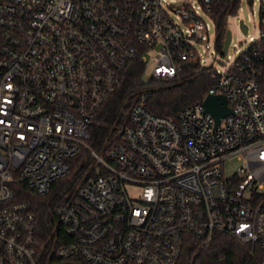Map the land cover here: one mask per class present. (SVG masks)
Segmentation results:
<instances>
[{"label": "built area", "instance_id": "1", "mask_svg": "<svg viewBox=\"0 0 264 264\" xmlns=\"http://www.w3.org/2000/svg\"><path fill=\"white\" fill-rule=\"evenodd\" d=\"M228 1L0 0V264H179L190 235L264 252V0L261 35L225 71L194 46L224 55L205 18L216 25ZM135 62L145 75L153 65L150 79L196 64L215 82L176 117L153 113L144 93L98 151L90 128ZM208 95L233 112L218 125ZM232 157L243 165L227 174ZM75 167L81 179L55 209L68 237L57 246L19 197L25 186L48 195Z\"/></svg>", "mask_w": 264, "mask_h": 264}, {"label": "trees", "instance_id": "2", "mask_svg": "<svg viewBox=\"0 0 264 264\" xmlns=\"http://www.w3.org/2000/svg\"><path fill=\"white\" fill-rule=\"evenodd\" d=\"M239 8V0L224 2L216 9V34L218 48H224L228 29L226 18L235 14ZM144 66L135 62L127 71L121 87L104 105L96 121L90 128L91 145L102 151L107 145L118 141V131L128 123L130 108L144 93H151L149 109L160 116L176 117L184 108L203 100L215 80L212 72L200 65L186 66L174 79L144 80ZM81 174L73 171L68 177L54 183L51 192L39 196L24 187L21 190L22 200L32 204L37 218V229L43 241L50 239L51 244L59 246L67 243L61 226H57L56 207L67 201L74 193ZM58 242L55 243V240ZM52 247V246H51ZM264 264V252L253 245L244 244L226 235L217 234L209 243H203L193 236H188L179 264ZM42 264H77L71 260H58L46 255Z\"/></svg>", "mask_w": 264, "mask_h": 264}, {"label": "rangeland", "instance_id": "3", "mask_svg": "<svg viewBox=\"0 0 264 264\" xmlns=\"http://www.w3.org/2000/svg\"><path fill=\"white\" fill-rule=\"evenodd\" d=\"M205 20L210 26V44L214 45L216 41V25L207 17ZM242 20L249 26L248 34H245L241 30L240 22ZM225 24L226 28L232 32V42L227 55H216L213 46L211 50L208 51L205 48V45L208 43H204V45L194 43L195 48L205 60V66L221 72L225 71V69L232 65L240 55H243L250 49L252 45L250 37L257 39L261 35L260 0H239L238 11L235 14L228 15ZM151 57V54L148 55L149 60ZM152 67L153 65L150 63L147 74L144 76L145 81L150 79L149 73ZM242 165V161H239L237 157H232L225 162V170L227 174H231L237 172ZM77 169L78 167H75L73 171H77Z\"/></svg>", "mask_w": 264, "mask_h": 264}, {"label": "water", "instance_id": "4", "mask_svg": "<svg viewBox=\"0 0 264 264\" xmlns=\"http://www.w3.org/2000/svg\"><path fill=\"white\" fill-rule=\"evenodd\" d=\"M241 29L246 34L247 26L241 21ZM232 41V32L227 31L223 54L226 55L229 51V47ZM205 113L212 115L216 119L217 125L220 124L223 118L231 115L233 112L228 107V102L225 96H213L208 95L204 101ZM222 264H227L226 260L222 261Z\"/></svg>", "mask_w": 264, "mask_h": 264}]
</instances>
